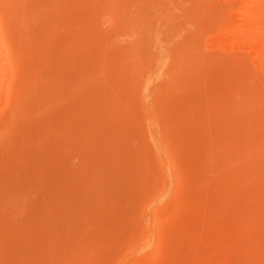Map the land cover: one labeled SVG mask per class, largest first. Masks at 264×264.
Masks as SVG:
<instances>
[{"label": "rangeland", "instance_id": "rangeland-1", "mask_svg": "<svg viewBox=\"0 0 264 264\" xmlns=\"http://www.w3.org/2000/svg\"><path fill=\"white\" fill-rule=\"evenodd\" d=\"M0 264H264V0H0Z\"/></svg>", "mask_w": 264, "mask_h": 264}]
</instances>
